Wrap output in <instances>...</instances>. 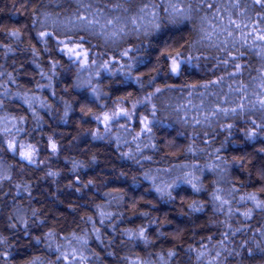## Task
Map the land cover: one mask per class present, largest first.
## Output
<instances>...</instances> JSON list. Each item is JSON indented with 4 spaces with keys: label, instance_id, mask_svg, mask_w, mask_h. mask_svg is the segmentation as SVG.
Wrapping results in <instances>:
<instances>
[{
    "label": "trees",
    "instance_id": "obj_1",
    "mask_svg": "<svg viewBox=\"0 0 264 264\" xmlns=\"http://www.w3.org/2000/svg\"><path fill=\"white\" fill-rule=\"evenodd\" d=\"M143 2L0 0V264H30L37 257V264H264L257 249L264 248V210L247 199L255 194L264 200V153L259 152L264 134L255 140L245 136L255 128L253 120L264 123V115L252 110L192 123L193 116L208 114L192 105L215 107L225 93L237 99L229 85L251 84V93L256 87L252 79L264 76L262 49L248 47L251 39L247 45H228L244 66L234 80L228 76L234 67L221 63L230 59L225 52L207 42L189 47L197 38L195 14L192 21L171 24L163 11L167 0H151L160 5L155 9L159 30L147 16L137 19L144 26L139 31L125 25L140 15ZM236 2L220 0L219 6L228 10L221 15L225 22L231 14L237 23H247L249 32L260 7L253 0H238L239 6L231 7ZM79 16L114 23L103 30L85 28ZM120 27L124 32L111 37ZM15 31L18 37L11 35ZM41 32L51 35L41 39ZM77 42L88 51L86 67L65 48ZM125 50L128 56H121ZM176 51L192 59L173 75L162 53ZM106 61L107 70L102 66ZM221 76L224 83L210 86L212 94L203 104V88L188 95L185 85ZM156 88L163 91L146 101ZM153 105L160 123L133 139L143 127L140 119H152ZM120 108L131 111L132 119L120 117L106 126L104 113ZM21 145L34 146L35 163L21 158ZM166 185H174L166 188L174 199L155 190ZM221 200L228 203L221 205ZM193 202L200 210L190 207ZM141 228L146 241L129 235ZM169 251L174 255L169 257ZM199 251L205 254L198 259ZM81 257L87 259L81 262Z\"/></svg>",
    "mask_w": 264,
    "mask_h": 264
},
{
    "label": "snow or ice",
    "instance_id": "obj_2",
    "mask_svg": "<svg viewBox=\"0 0 264 264\" xmlns=\"http://www.w3.org/2000/svg\"><path fill=\"white\" fill-rule=\"evenodd\" d=\"M125 3L129 2V0H124ZM253 3L256 5H259L260 12L257 13L258 16V22L257 24L251 29L249 32H245V30L248 28L247 23H237L235 20L232 19L231 14L227 16V21L225 22V17L221 15L222 12H227V8L220 7V0H167V7L163 8V11L168 14V22L171 24H177L184 21H192L194 20V14L196 17H198L199 25L196 26L193 25V31L196 32L197 38L193 40L189 47L193 48L197 44H204L207 42V46L214 47L218 49L221 52H225L227 54V57L221 61V63L227 67L229 64H231L235 71L228 73V76L235 80L238 76L241 75L243 67L240 63H238V57L232 56L231 52L229 51L228 45H231L233 48L236 47L237 44L247 45V41L249 39L252 40L251 45H247L248 47H260L262 49L261 55H264V27H261V24H264V15H261V12H264V0H253ZM183 5V7H181ZM117 8L121 7L122 5L117 3L115 5ZM239 3L238 0L236 3L232 4L231 7L235 8L238 7ZM91 5H88V8L90 9ZM160 5L151 3V0H144L143 6L138 9V12L140 15L138 17H131L124 21L125 25L128 23H131L133 27V31H139L142 27H144L142 24H137V19L143 20L145 16L151 17V19L148 20V24L151 25L154 29L159 30L161 28L160 23H157L159 20V13L155 11V9L159 8ZM125 12L128 11L127 8L124 9ZM201 13H203L201 15ZM78 19L84 23L85 28H95L97 25L103 30L107 27V25H112L114 22L113 20H107L105 24H101L98 19L92 20L88 17L79 16ZM250 20V18H247ZM120 18H116V22L119 23ZM145 34L148 33V29L144 28ZM239 31L241 33V36L237 38L235 35H233L234 32ZM124 32V28H116L111 32V37H118L120 33ZM12 36H19V32L15 31L11 33ZM51 34L41 32L39 34V38H43L45 36H50ZM223 37V38H222ZM84 37H80V41H83ZM260 42V43H258ZM60 43H63L61 41ZM67 53L69 54L70 58L75 57L77 61H79L82 65V67L88 66V51L83 48V45L79 42L76 43L75 47H67ZM130 50H125L121 53V56H128ZM162 55L165 56V59L171 61L170 66V72L173 75H178L181 70V65L183 63H188L191 61V57H184L183 53L181 51H176L175 53H162ZM244 53L241 52L240 56H243ZM140 62V61H138ZM93 64H95V60L92 61ZM108 63L105 62L102 66L105 70L108 69ZM154 79V77H153ZM137 80L139 81V77H137ZM225 77L221 76L217 80H211L203 85H185V87L189 88L190 91L188 95L191 97L193 93L198 88H203L204 91L201 92L200 98L201 102L203 104L204 97L206 95L212 94L211 93V87L212 85H222L224 83ZM258 81V83H257ZM252 84H255L256 87L252 88L251 93L249 92V88L251 87V84H238L236 87H232L229 85V93H236L238 94L236 100H230L228 98V94L225 93L224 99H218V102L215 107H208L204 108L201 105H192V108H195L196 111L204 112L207 111V115L203 116H193L192 123L195 125H201L204 123H211L212 119H219L221 117L227 118L229 116L236 117L244 112H250L252 110L260 111L262 115H264V76H257L252 79ZM258 89V90H257ZM95 91V89L93 90ZM163 89L156 88L155 93L150 94L148 97H146V101L150 102L153 95L156 93H161ZM219 97V93L216 94ZM137 103H142L138 101ZM234 104V107H225L223 105L225 104ZM189 104H191V101L189 100ZM136 105H133V108H135ZM152 119L150 120L148 116H144L140 119L141 124L143 127L140 129V132L136 134L133 139H137L141 134H148L152 131V128L155 127L160 123L159 120L156 119V111H155V105H153V110L150 113ZM133 113L125 108H120L119 111H113L111 114L104 113L103 115V122L105 125L111 124L113 120H117L120 117H124L126 119H132ZM97 120H100L99 116L95 117ZM255 128L250 131L245 132V136L248 140H255L259 135L264 134V123L256 124V121L251 122ZM232 124H228L227 128H232ZM99 138V137H95ZM25 146L21 145L20 148H24ZM53 152L56 151V144L53 142L51 144ZM9 148L13 151L17 150V145L15 143H10ZM188 151H192V148L189 147ZM219 152V149L216 150ZM259 152L264 153V148L259 149ZM19 155L22 159L27 160L29 163H35V148L34 146H27L26 150H22L19 152ZM219 159V157H217ZM49 175H55V173H49ZM10 179V177H4ZM145 178L147 179L148 176L145 174ZM187 183L191 184L193 189L195 191H200V188H198L195 184H192L191 180H187ZM167 187H174V185H166L165 187H156V191L161 196H164L167 194L169 199H174L172 197L171 192H166ZM264 191V189H262ZM213 198L215 200H220V197L217 195H213ZM241 199H244L243 197ZM247 199L252 200L255 203V207L261 210H264V200H258L255 194H250ZM228 203L226 200H221V205ZM193 210H200L195 202H193L192 205H190ZM146 215V213H144ZM244 217L246 219L250 218L251 216V210L245 212ZM239 231V229H237ZM52 234L49 233V236ZM130 236L135 235L138 239H142L146 241L145 236V230L141 228L138 233H129ZM211 239V237H209ZM225 239H227V233L225 234ZM37 242H39V239H37ZM2 243V241H0ZM221 245H223V241H221ZM257 249L259 252L264 254V248L259 247L257 245ZM204 251L198 252V259L202 256H204ZM64 255V258L67 259L66 254ZM174 253L172 251L168 252V256H173ZM73 259H75V251H73ZM220 252L215 253V257H219ZM61 259V257H57V260ZM87 259L86 257H81V262L83 260ZM37 260L39 258L37 257L35 260L30 262V264H37ZM132 264H136V262H132ZM211 264V262H210Z\"/></svg>",
    "mask_w": 264,
    "mask_h": 264
},
{
    "label": "rangeland",
    "instance_id": "obj_3",
    "mask_svg": "<svg viewBox=\"0 0 264 264\" xmlns=\"http://www.w3.org/2000/svg\"><path fill=\"white\" fill-rule=\"evenodd\" d=\"M67 47H75V46H67ZM66 48V47H65ZM74 59H76L74 56H73ZM119 111V110H118ZM22 150H26V147H24Z\"/></svg>",
    "mask_w": 264,
    "mask_h": 264
}]
</instances>
